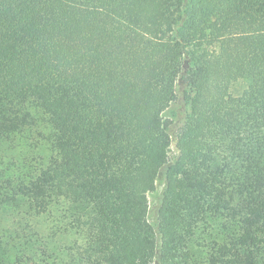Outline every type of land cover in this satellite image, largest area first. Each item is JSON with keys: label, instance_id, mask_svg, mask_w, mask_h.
<instances>
[{"label": "trees", "instance_id": "16d2710c", "mask_svg": "<svg viewBox=\"0 0 264 264\" xmlns=\"http://www.w3.org/2000/svg\"><path fill=\"white\" fill-rule=\"evenodd\" d=\"M156 259L264 264V0H0V264Z\"/></svg>", "mask_w": 264, "mask_h": 264}, {"label": "rangeland", "instance_id": "374dc122", "mask_svg": "<svg viewBox=\"0 0 264 264\" xmlns=\"http://www.w3.org/2000/svg\"><path fill=\"white\" fill-rule=\"evenodd\" d=\"M188 90L185 85L178 81L176 84V95L177 98L170 106L164 111L163 117L171 120V126L169 133L171 136V145L169 150L168 164L171 163L177 156L175 148V134L177 129L183 123L186 115L189 113V106L186 103V94ZM167 165L162 167L156 179L155 190L148 194L149 208H148V220L150 224L156 229L157 223V211L161 202L162 193L165 186V170ZM153 264H158L157 259Z\"/></svg>", "mask_w": 264, "mask_h": 264}]
</instances>
